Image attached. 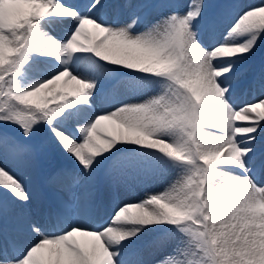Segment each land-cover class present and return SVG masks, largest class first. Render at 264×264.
Instances as JSON below:
<instances>
[{
    "label": "snow or ice",
    "instance_id": "6c2138e0",
    "mask_svg": "<svg viewBox=\"0 0 264 264\" xmlns=\"http://www.w3.org/2000/svg\"><path fill=\"white\" fill-rule=\"evenodd\" d=\"M261 41L264 0H0V264H264Z\"/></svg>",
    "mask_w": 264,
    "mask_h": 264
},
{
    "label": "rangeland",
    "instance_id": "374dc122",
    "mask_svg": "<svg viewBox=\"0 0 264 264\" xmlns=\"http://www.w3.org/2000/svg\"><path fill=\"white\" fill-rule=\"evenodd\" d=\"M262 56H264V41H261V43H260V46L258 47V49H257V53H256V55L252 58V61H253V63H254V65L256 66L257 64H259V66H260V63H261V57ZM258 66V67H259ZM259 69V68H258ZM34 184L37 186V187H39L40 188V186H39V184L38 183H36V182H34ZM148 191H150L148 188H144V187H137L136 189H135V191L133 192L134 193V198H136L137 196H139V197H143V195L146 193V192H148Z\"/></svg>",
    "mask_w": 264,
    "mask_h": 264
},
{
    "label": "bare ground",
    "instance_id": "6f19581e",
    "mask_svg": "<svg viewBox=\"0 0 264 264\" xmlns=\"http://www.w3.org/2000/svg\"><path fill=\"white\" fill-rule=\"evenodd\" d=\"M258 66H259V64L256 65L257 70L259 68ZM61 163H62V161L58 158V156L55 153H52V154L49 155V157L47 159V162L45 164V169H46L47 172L51 171V170L59 167L61 165ZM33 188H36L37 190H39V188L35 187L34 185H33ZM148 189L150 191L153 190L152 188H148ZM128 195H129V198H132V199H134V197H135L133 192L129 193Z\"/></svg>",
    "mask_w": 264,
    "mask_h": 264
}]
</instances>
